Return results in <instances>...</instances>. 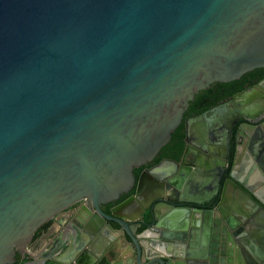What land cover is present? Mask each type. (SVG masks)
<instances>
[{"label": "water", "instance_id": "obj_1", "mask_svg": "<svg viewBox=\"0 0 264 264\" xmlns=\"http://www.w3.org/2000/svg\"><path fill=\"white\" fill-rule=\"evenodd\" d=\"M257 69L264 0H0V264L31 260L35 230L79 201L23 264H264L260 156L239 177L200 145L185 178L204 195L114 204L188 107Z\"/></svg>", "mask_w": 264, "mask_h": 264}, {"label": "flooded vegetation", "instance_id": "obj_2", "mask_svg": "<svg viewBox=\"0 0 264 264\" xmlns=\"http://www.w3.org/2000/svg\"><path fill=\"white\" fill-rule=\"evenodd\" d=\"M262 94H264V73L246 76L223 92L211 90L197 107L187 108L184 112L180 122L183 126L180 150L178 151V140L170 141V137V142L162 146L150 161L133 169L134 184L114 204L128 200L142 210L159 196L163 197L164 201L170 199L176 200L177 203L180 199L184 200L182 197L185 195L191 198L204 195L205 192L200 185L204 183L203 181L191 182L187 177L185 178L191 168L188 162L192 161L193 153L198 151L200 155L203 154L199 149L200 145L219 154L218 158L223 162L225 170L232 171L239 177H244L245 165L254 163L256 156H260L258 158L264 165V108L252 114L250 118L243 114L246 106L254 102H264ZM252 149L255 155L251 153ZM185 150L189 152L185 159L187 162L182 161ZM217 172L219 173L218 170ZM170 179L172 185L169 183ZM243 194L246 193L241 192L233 184H226L224 198L229 205L234 206V210H243L242 206L234 203L235 199H242ZM260 194L264 198V189ZM81 205V201L76 202L43 222L33 233L26 250L21 252L31 260L20 263L44 258L55 238L66 237V224ZM101 208L108 212V208ZM157 208L164 210L162 206ZM17 263L19 262L12 264Z\"/></svg>", "mask_w": 264, "mask_h": 264}, {"label": "trees", "instance_id": "obj_3", "mask_svg": "<svg viewBox=\"0 0 264 264\" xmlns=\"http://www.w3.org/2000/svg\"><path fill=\"white\" fill-rule=\"evenodd\" d=\"M256 73H264V69H257V70H251V71H249V72H247V73H245V74H243L241 77H240V79L238 80V82L241 80V79H243V78H245L246 76H249V75H254V74H256ZM237 82V83H238ZM195 107H197V106H192V107H188L189 109H193V108H195ZM182 137H183V126L180 124L176 129H175V131L173 132V134L171 135V139H170V141H174V140H178V151L180 150V148H181V146H182ZM169 141V142H170ZM17 264H21L20 262L19 263H17Z\"/></svg>", "mask_w": 264, "mask_h": 264}, {"label": "crops", "instance_id": "obj_4", "mask_svg": "<svg viewBox=\"0 0 264 264\" xmlns=\"http://www.w3.org/2000/svg\"><path fill=\"white\" fill-rule=\"evenodd\" d=\"M234 203L236 205H240V206L242 205V202L241 201H236ZM243 211H244L245 214H248L250 216V219H252L254 221L257 220V217H254L252 211H250V209L248 207L245 209V207L243 206Z\"/></svg>", "mask_w": 264, "mask_h": 264}]
</instances>
